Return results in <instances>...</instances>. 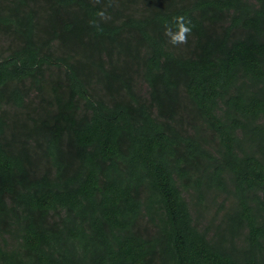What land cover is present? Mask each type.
I'll use <instances>...</instances> for the list:
<instances>
[{
    "label": "trees",
    "instance_id": "1",
    "mask_svg": "<svg viewBox=\"0 0 264 264\" xmlns=\"http://www.w3.org/2000/svg\"><path fill=\"white\" fill-rule=\"evenodd\" d=\"M0 264H264V0H0Z\"/></svg>",
    "mask_w": 264,
    "mask_h": 264
},
{
    "label": "clouds",
    "instance_id": "2",
    "mask_svg": "<svg viewBox=\"0 0 264 264\" xmlns=\"http://www.w3.org/2000/svg\"><path fill=\"white\" fill-rule=\"evenodd\" d=\"M99 15L101 17L104 16L103 12H100ZM176 30L174 31L172 26H165V35L168 36L169 42L173 45L184 44L187 43V36L191 32V21L186 20L184 16L174 17Z\"/></svg>",
    "mask_w": 264,
    "mask_h": 264
}]
</instances>
